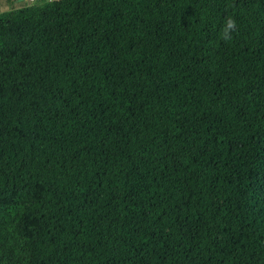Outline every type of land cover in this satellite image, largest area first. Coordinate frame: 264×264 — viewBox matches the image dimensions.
I'll list each match as a JSON object with an SVG mask.
<instances>
[{
  "label": "trees",
  "instance_id": "16d2710c",
  "mask_svg": "<svg viewBox=\"0 0 264 264\" xmlns=\"http://www.w3.org/2000/svg\"><path fill=\"white\" fill-rule=\"evenodd\" d=\"M38 3L0 14V264H264V0Z\"/></svg>",
  "mask_w": 264,
  "mask_h": 264
},
{
  "label": "rangeland",
  "instance_id": "374dc122",
  "mask_svg": "<svg viewBox=\"0 0 264 264\" xmlns=\"http://www.w3.org/2000/svg\"><path fill=\"white\" fill-rule=\"evenodd\" d=\"M0 0V14L5 13L11 10L18 9L20 7H24L29 5H39L38 2L42 0ZM53 1V0H50ZM260 197L262 200H264V176H263V186L262 191L260 193Z\"/></svg>",
  "mask_w": 264,
  "mask_h": 264
},
{
  "label": "clouds",
  "instance_id": "9594fccd",
  "mask_svg": "<svg viewBox=\"0 0 264 264\" xmlns=\"http://www.w3.org/2000/svg\"><path fill=\"white\" fill-rule=\"evenodd\" d=\"M237 28V24L236 21L232 18H228L225 22V25L222 29V37L225 41L230 40L231 37V33L234 32Z\"/></svg>",
  "mask_w": 264,
  "mask_h": 264
},
{
  "label": "crops",
  "instance_id": "0c3cea01",
  "mask_svg": "<svg viewBox=\"0 0 264 264\" xmlns=\"http://www.w3.org/2000/svg\"><path fill=\"white\" fill-rule=\"evenodd\" d=\"M42 1H50V0H42ZM20 2H22V1L20 0Z\"/></svg>",
  "mask_w": 264,
  "mask_h": 264
}]
</instances>
